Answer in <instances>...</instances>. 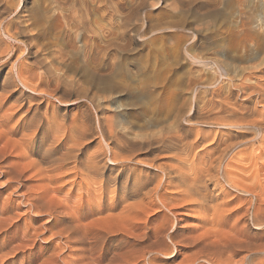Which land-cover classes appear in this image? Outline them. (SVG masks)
Masks as SVG:
<instances>
[{
  "label": "rangeland",
  "instance_id": "1",
  "mask_svg": "<svg viewBox=\"0 0 264 264\" xmlns=\"http://www.w3.org/2000/svg\"><path fill=\"white\" fill-rule=\"evenodd\" d=\"M84 1L0 0V264H264V0Z\"/></svg>",
  "mask_w": 264,
  "mask_h": 264
},
{
  "label": "bare ground",
  "instance_id": "2",
  "mask_svg": "<svg viewBox=\"0 0 264 264\" xmlns=\"http://www.w3.org/2000/svg\"><path fill=\"white\" fill-rule=\"evenodd\" d=\"M2 1V0H1ZM64 1V0H63ZM98 1V0H97ZM237 1V0H236ZM243 1V0H242ZM245 1V0H244ZM106 2H107V4H106ZM106 2H105V4L107 5H105V7H106V9L107 10H110V12H113V10L115 11H117V6H119V5H117L116 3V8H115V6H114V9H112L113 8V6H112V1L111 0H106ZM238 2H240V1H238ZM99 3V2H98ZM103 3V2H102ZM14 4V3H13ZM81 8H82V13H81V15H80V17H81V19H82V24L84 25V26H86V28H88V29H90V23H91V20L89 19L90 18V13H91V7L89 6V4H87V2L86 1H84V0H81ZM104 4V3H103ZM103 4H100V5H103ZM99 5V4H98ZM102 7V6H101ZM7 9V8H6ZM14 9H15V7H14ZM98 9H99V6H98ZM105 9V10H106ZM242 9V8H241ZM55 10V9H54ZM101 10V9H100ZM103 12V11H102ZM101 12V13H102ZM118 12V11H117ZM107 13V12H106ZM108 14V13H107ZM102 15V14H101ZM76 16V15H75ZM105 16H106V14H105ZM104 16V17H105ZM108 16V19L110 20V21H112V20H114V15L113 14H108L107 15ZM119 15H117V17H118ZM103 18V17H102ZM118 18H120V21L119 22H121L122 23V25L124 26V24L126 23V21L124 20V19H122L121 17H118ZM254 18H256V17H254ZM104 19V18H103ZM11 20V19H10ZM124 20V21H123ZM117 21V20H116ZM251 21V20H250ZM136 23V22H135ZM254 23V22H253ZM110 25H111V23H110ZM6 27H8V26H6ZM252 27V26H251ZM255 27V26H254ZM250 28V27H249ZM248 28V29H249ZM253 28V27H252ZM78 29H80V28H78ZM178 29V28H177ZM242 29V28H241ZM255 29V28H254ZM253 29V30H254ZM165 30V29H164ZM168 30V29H167ZM172 30V29H171ZM183 30V29H182ZM251 30V29H250ZM256 30V29H255ZM74 31V30H73ZM107 31H109V30H107ZM75 32V31H74ZM89 33H90V38H84V36H83V33H81L80 34V36H81V38H82V36H83V39H80V43H81V45L79 46V47H74L73 49H72V51L75 53L77 50L79 51V53H80V51H82V49H84L85 47H87L88 45L91 47V54H92V56H93V53L95 52V53H97L98 52V50H102L103 48H101L100 46H97L96 44H95V40L97 39V37H99L98 36V34L96 33V31H92V30H89L88 31ZM105 32V31H104ZM139 33V32H138ZM142 33V32H141ZM238 33V32H237ZM153 34V33H152ZM253 34V33H252ZM151 35V34H150ZM237 35V34H236ZM79 36V35H78ZM77 36V37H78ZM58 37H60V35L58 36ZM195 38V37H194ZM82 40V41H81ZM238 40V39H237ZM241 40V39H240ZM247 40V39H246ZM190 41H192V40H190ZM237 42V41H236ZM239 44V43H238ZM79 45V44H78ZM252 45V44H251ZM106 46H108V44L106 45ZM12 47V46H11ZM253 47V46H252ZM185 48V47H184ZM77 51V52H78ZM90 51V50H89ZM185 51V50H184ZM108 52V51H107ZM112 52V51H111ZM6 53V52H5ZM104 57V56H103ZM106 57V56H105ZM159 58V57H158ZM157 58V59H158ZM191 58H193V57H191ZM195 59V61L197 60L196 58H194ZM149 60V59H148ZM116 62V61H115ZM120 63V62H119ZM118 63V64H119ZM158 63H160V62H158ZM157 63V64H158ZM200 64H202L201 62H199ZM199 63H197V64H199ZM30 64V63H29ZM117 64V63H116ZM77 65V64H76ZM111 65H112V63H111ZM208 65V64H207ZM210 65H212V64H210ZM217 65V64H216ZM25 66V65H24ZM78 66V65H77ZM119 66H120V64H119ZM118 66V67H119ZM201 66V65H200ZM204 66H206V64L204 65ZM209 66V65H208ZM49 67V66H48ZM51 67V66H50ZM49 67V68H50ZM55 67V66H54ZM106 67V66H105ZM124 67V66H123ZM126 67V66H125ZM151 67V66H150ZM207 67V66H206ZM56 68V67H55ZM75 68H76V66H75ZM77 68H79V69H81L80 67H77ZM76 68V69H77ZM143 68V67H142ZM24 69V68H23ZM40 69V68H39ZM53 69V68H52ZM85 69V71H86V68H84ZM158 69V68H157ZM209 69V68H208ZM207 69V70H208ZM20 70H22V68L20 69ZM19 70V71H20ZM45 70H47V69H45ZM49 70H51V69H49ZM83 70V69H82ZM88 70V69H87ZM206 71V70H205ZM22 72V71H21ZM27 72H29V71H27ZM41 72H43L42 70H41ZM40 72V73H41ZM46 72H48V71H46ZM50 72V71H49ZM51 72H53V71H51ZM58 72V71H57ZM83 72V74H84V76L85 75H87L88 74V77H89V73H84V70L82 71ZM88 72V71H87ZM211 72V71H210ZM212 72H213V69H212ZM24 73V72H23ZM26 73V72H25ZM44 73H45V71H44ZM56 73V72H55ZM91 73V72H90ZM214 73V72H213ZM35 74V73H34ZM49 74V73H48ZM58 74L59 73H57V76H58ZM212 74V73H211ZM210 74V75H211ZM219 74H220V72H219ZM226 74V73H225ZM55 75V74H54ZM59 75H61V73L59 74ZM128 75V74H127ZM213 75V74H212ZM17 76V75H16ZM21 76H23V75H21ZM20 76V77H21ZM39 76V75H38ZM45 76V75H44ZM49 76V75H48ZM62 76V75H61ZM60 76V77H61ZM92 76V75H91ZM90 76V77H91ZM219 76V75H218ZM43 77V76H42ZM41 77V78H42ZM50 77H51V75H50ZM17 78V77H16ZM19 78V77H18ZM25 78H27V77H25ZM36 78H37V75H36ZM45 78V77H44ZM43 78V79H44ZM63 79H64V77H62ZM69 78V77H68ZM85 79H84V81H86V78L87 77H84ZM92 78V81H93V83L96 81V82H98V83H108V82H110V79L111 78H104V77H102V76H99V75H96V74H93V77H91ZM91 78L89 79V78H87V79H89V81L91 80ZM21 79H23V78H21ZM20 79V80H21ZM28 79V78H27ZM50 79V78H49ZM57 79H58V77L56 78V77H52V79H50V80H52V81H57ZM200 79V78H199ZM41 81H42V79H40ZM50 80H45V83L46 84H48V83H50ZM67 80V79H66ZM216 80V79H215ZM23 81V80H22ZM41 81H40V83H41ZM55 81V82H56ZM63 81H65V80H63ZM71 81H72V79H71ZM88 81V82H89ZM219 81V80H218ZM67 82V81H66ZM95 82V83H96ZM213 82V81H212ZM215 82V81H214ZM21 83V82H20ZM25 83V82H24ZM44 83V82H43ZM42 83V84H43ZM44 83V84H45ZM52 83V82H51ZM58 83H59V79H58ZM69 83V82H68ZM74 83H75V81H74ZM78 83V82H77ZM92 83V82H91ZM32 84V83H31ZM54 84V83H53ZM61 84V83H60ZM63 84H65V82L63 83ZM72 84V83H71ZM76 84V83H75ZM219 84V83H218ZM23 85V84H22ZM51 85V84H50ZM70 85V84H69ZM74 85V84H73ZM72 85V87H74ZM24 86V85H23ZM53 86V85H52ZM51 86V87H52ZM56 86H57V83H56ZM64 86V85H63ZM200 86V85H199ZM213 86V85H212ZM25 87V86H24ZM48 87V86H47ZM50 87V86H49ZM53 87H55V86H53ZM66 87H67V85H66ZM66 87H65V89H66ZM191 87V86H190ZM224 87V86H223ZM68 88H71V86H69ZM232 88V87H231ZM34 90V89H33ZM50 91H52L51 89H49ZM153 90V89H152ZM54 91H55V89H54ZM56 91H57V89H56ZM53 92V91H52ZM81 93V92H80ZM194 93H195V91H194ZM201 93H202V91H201ZM216 93H218V92H216ZM40 94V93H39ZM81 94H83V93H81ZM200 94V93H199ZM227 94H229V92L227 93ZM65 95H66V93H65ZM69 94H67L66 96H68ZM216 95H218V94H216ZM82 96V95H81ZM142 96V98H143V95H141ZM86 97V96H85ZM147 97V96H146ZM195 97V96H194ZM217 97V96H216ZM47 98V97H46ZM93 98V97H92ZM154 98V97H153ZM201 98V97H200ZM204 98V97H203ZM229 98V97H228ZM52 99V98H51ZM60 99V98H59ZM64 99V98H63ZM90 99V98H89ZM141 99V98H140ZM209 99V98H208ZM231 99V98H230ZM33 100V99H32ZM155 100H156V98H155ZM232 100V99H231ZM69 101V100H68ZM135 101H139L138 99L137 100H135ZM194 101V100H193ZM61 102H64V101H62L61 100ZM66 102V101H65ZM64 102V103H65ZM210 102V105L211 106H214V104H215V102H213V101H209ZM229 102V101H228ZM154 103V102H153ZM204 103V102H203ZM221 104V103H220ZM153 105H155V103L153 104ZM216 105V104H215ZM219 105V104H218ZM207 106V105H206ZM225 106V105H224ZM221 107H223V105H221ZM235 107V106H234ZM237 107V106H236ZM235 107V108H236ZM11 108V107H10ZM210 108V107H209ZM230 108V107H229ZM233 108V107H232ZM231 108V109H232ZM154 109V108H153ZM215 109V108H214ZM216 110H219V112H218V114H224L225 112H229L230 111V109H229V111L227 110V109H225V108H218V109H216ZM143 112H142V115H149V112H151L150 110H149V112L147 111V110H142ZM158 111V110H157ZM210 111V110H209ZM162 112V111H161ZM191 112V111H190ZM231 112H233L232 114H234V113H236L235 112V110L233 109ZM158 113V112H157ZM210 113V112H209ZM177 114V113H176ZM218 114H217V116H218ZM243 114V113H242ZM229 115V114H228ZM9 116V115H8ZM146 116V117H147ZM176 116V115H175ZM216 116V117H217ZM220 116V115H219ZM224 116V115H223ZM213 117V116H212ZM227 117V116H226ZM243 117V116H242ZM229 118V117H228ZM9 119V118H8ZM189 119V118H188ZM2 121V120H1ZM181 121V120H180ZM195 121V120H194ZM189 122V121H188ZM98 123V122H97ZM170 123V122H169ZM228 123V122H227ZM243 123V122H242ZM98 125V124H97ZM101 125V124H100ZM177 125V124H176ZM219 126V128H223L224 130L225 129H232V128H238V126H233V125H227V124H220V125H218ZM82 127V126H81ZM161 127H163V126H161ZM177 127V126H176ZM179 127V126H178ZM248 127H250V126H248ZM110 128H112V127H108V129H110ZM192 128V127H191ZM194 128V127H193ZM255 128V127H254ZM83 129H84V126H83ZM86 129V128H85ZM189 129V128H188ZM222 129V130H223ZM101 130V129H100ZM112 130V129H111ZM129 130V129H128ZM172 130V129H171ZM174 130V129H173ZM184 130V129H183ZM240 130V129H239ZM80 131V130H79ZM109 131V136L111 137V139H112V135H113V133L110 131V130H108ZM169 131V130H168ZM197 131V130H196ZM206 131V130H205ZM82 132V131H81ZM83 132H84V130H83ZM170 132V131H169ZM176 132H177V130H176ZM202 132V131H201ZM209 132H211V131H209ZM215 132V131H214ZM163 133V132H162ZM171 133V132H170ZM183 133V132H182ZM203 133H204V131H203ZM128 134V133H127ZM176 134V133H175ZM184 134H185V132H184ZM197 134V133H196ZM83 135V134H82ZM120 134H118V136H119ZM167 134H166V132H165V135L163 134L162 136H166ZM178 135V138H179V134H177ZM176 135V136H177ZM183 135V134H182ZM215 135V134H214ZM227 135V134H226ZM257 135V134H256ZM126 136V135H125ZM160 136V135H159ZM162 136H160V137H162ZM172 136L174 137V134L172 133ZM186 136V135H185ZM117 137V136H116ZM115 136H113V138H116ZM130 137V136H129ZM171 136H169V138H168V135L165 137V138H163L162 137V139H159V137L158 138H156V139H159V140H157V143L159 144V143H163V142H171L172 140H171V138H170ZM182 137V136H181ZM119 138V137H118ZM118 138H116L117 140H118ZM142 138V137H141ZM144 138V137H143ZM175 138V137H174ZM213 138V137H212ZM123 139V138H122ZM122 139H119V141L120 140H122ZM173 139V138H172ZM182 139V138H181ZM195 140V139H194ZM123 141V140H122ZM125 141H127V139H126V137H125ZM129 141V140H128ZM155 142H156V140H154ZM153 141V142H154ZM176 141V140H175ZM244 141V140H243ZM131 142V141H130ZM129 142V143H130ZM146 142H148V141H146ZM195 142V141H194ZM116 143H117V141H116ZM115 143V144H116ZM120 143H121V141H120ZM128 143V142H127ZM184 143V142H183ZM237 143V142H236ZM249 143V142H248ZM106 144V143H105ZM119 144V143H118ZM155 144V143H154ZM187 144H189V143H187ZM240 144V143H239ZM245 144V143H244ZM127 145V144H126ZM132 145V144H131ZM162 145V144H161ZM171 145V144H170ZM181 145V144H180ZM190 145H191V143H190ZM106 146H108V145H106ZM135 146V145H134ZM127 147V146H126ZM180 147V146H179ZM179 147H178V149H179ZM189 147V146H188ZM226 147V146H225ZM112 148V147H111ZM163 148V147H162ZM181 148H182V146H181ZM185 148V147H184ZM191 149V148H190ZM200 149V148H199ZM227 149V148H226ZM235 149H237V148H235ZM260 149V148H259ZM181 150V149H180ZM184 150H186V148L184 149ZM182 151L183 150H181V153H182ZM189 151V150H188ZM204 151V150H203ZM129 152V151H128ZM127 152V153H128ZM178 152V151H177ZM186 152V151H185ZM240 152V151H239ZM157 154V153H156ZM155 154V155H156ZM183 154H184V152H183ZM186 154V153H185ZM261 154V153H260ZM188 155V154H187ZM221 155V154H220ZM153 156V155H152ZM114 157V156H113ZM115 158V157H114ZM117 158V157H116ZM115 158V159H116ZM231 158H233V157H231ZM198 159V158H197ZM236 159V158H235ZM119 160V159H118ZM129 160V159H128ZM183 160H184V158H183ZM214 160V159H213ZM116 161V160H115ZM132 161V160H131ZM194 161V160H193ZM129 162V161H128ZM124 163V162H123ZM230 163V162H229ZM138 164V163H137ZM196 164V163H195ZM232 164V163H231ZM125 167V166H124ZM150 167V166H149ZM208 168V167H207ZM211 168V167H210ZM162 172V171H161ZM180 172V171H179ZM182 172V171H181ZM180 172V173H181ZM221 172V171H220ZM230 172V171H229ZM163 173V172H162ZM185 173V172H184ZM203 173V172H202ZM212 173V172H211ZM144 174V173H143ZM182 174V173H181ZM152 176V175H151ZM226 176H227V178H228V175L226 174ZM225 179V178H224ZM229 179V178H228ZM184 181V180H183ZM226 181H228V180H226ZM230 181V180H229ZM216 182V181H215ZM167 183H169V182H167ZM230 183V182H229ZM232 183H234V182H232ZM203 184V183H202ZM216 184V183H215ZM234 185V184H233ZM168 186H169V184H168ZM237 187V186H236ZM118 188V187H117ZM161 189V188H160ZM239 189V188H238ZM123 191V190H122ZM115 192V191H114ZM157 192V191H156ZM162 192H164V191H162ZM158 193V192H157ZM246 194V193H245ZM146 195V194H145ZM156 195V194H155ZM162 195V194H161ZM150 196V195H149ZM157 196V195H156ZM147 197V196H146ZM151 197V196H150ZM156 199H157V197H155ZM161 200V199H160ZM183 200V199H182ZM170 202V201H169ZM137 204V203H136ZM140 204V203H139ZM161 204V203H160ZM159 204V205H160ZM135 205V204H134ZM139 205H136V207H138ZM142 206V205H141ZM136 207H134V208H136ZM141 208V207H140ZM139 208V211L140 210H142V209H140ZM158 208V207H157ZM137 209V208H136ZM128 210V209H127ZM138 210V209H137ZM165 211H167V209L165 210ZM124 215V214H123ZM119 216V215H118ZM217 217V216H216ZM173 255V254H172Z\"/></svg>",
  "mask_w": 264,
  "mask_h": 264
}]
</instances>
